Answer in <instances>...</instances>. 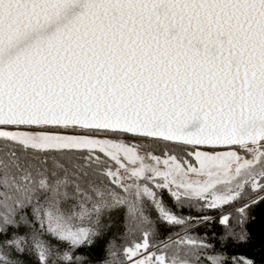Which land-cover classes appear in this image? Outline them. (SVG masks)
Segmentation results:
<instances>
[{"label": "snow or ice", "instance_id": "obj_1", "mask_svg": "<svg viewBox=\"0 0 264 264\" xmlns=\"http://www.w3.org/2000/svg\"><path fill=\"white\" fill-rule=\"evenodd\" d=\"M165 193L198 211L246 199L218 218L222 241H246L264 201V0H0V264L26 248L80 264L71 249L122 208L127 264H199L213 245L188 228L213 218ZM153 209L185 234L154 241Z\"/></svg>", "mask_w": 264, "mask_h": 264}, {"label": "trees", "instance_id": "obj_2", "mask_svg": "<svg viewBox=\"0 0 264 264\" xmlns=\"http://www.w3.org/2000/svg\"><path fill=\"white\" fill-rule=\"evenodd\" d=\"M254 198V197H251ZM163 199L166 205L172 208L178 215L183 216H203L207 215L213 219L207 223H201L198 226L193 224L188 228V233L194 236L205 238L207 242L213 245V248L206 252L199 253L201 259L199 264H208L203 259L205 255H217L222 254L225 258L224 264H241V260L250 259L254 264H264V201L254 204L246 210V222L244 223L243 230L247 234L246 241H240L238 237H230L227 241H222L220 236L223 234L224 229L219 225L218 218L222 212H231L233 218L237 217L236 209L247 203L246 199L240 200L236 203L224 207L222 210H204L198 211L196 208L189 209L184 207L179 209L165 193ZM125 209L114 211L111 214V218L107 215L103 217V224H111L110 228L103 229V234L95 238V243L92 246H80L75 249H71L73 257H84L80 264H100L104 259L107 252L108 242L115 240L117 252L116 264H127L123 256L120 254L123 245L131 239H138L139 234L135 237H125ZM30 212V209H29ZM150 217L153 220V227L156 229V235L154 241L165 240L171 235L172 239H177L174 233H179L181 236L185 234L182 226L166 224L163 221L157 219V212L153 209L149 212ZM233 220V222H234ZM12 231H18L20 234H24L28 229L21 225L18 229H9V233ZM237 233L241 232V226H235ZM44 239L48 240L51 245L55 246L59 250H69V245L66 242H59L51 236H45ZM10 251V258L19 262V264H38L34 251L30 248H26L23 253H17L14 249L6 250ZM235 258V261H234ZM193 264H196L195 258ZM57 264H63V261L57 260Z\"/></svg>", "mask_w": 264, "mask_h": 264}, {"label": "rangeland", "instance_id": "obj_3", "mask_svg": "<svg viewBox=\"0 0 264 264\" xmlns=\"http://www.w3.org/2000/svg\"><path fill=\"white\" fill-rule=\"evenodd\" d=\"M261 202H263V201H261ZM127 263V262H126Z\"/></svg>", "mask_w": 264, "mask_h": 264}]
</instances>
